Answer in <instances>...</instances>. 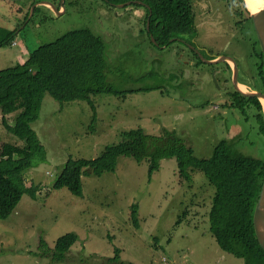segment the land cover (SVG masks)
Masks as SVG:
<instances>
[{"label":"rangeland","instance_id":"obj_1","mask_svg":"<svg viewBox=\"0 0 264 264\" xmlns=\"http://www.w3.org/2000/svg\"><path fill=\"white\" fill-rule=\"evenodd\" d=\"M198 10L199 29H213L205 22L204 7L198 5ZM146 16L145 8H120L103 0H0L3 36L16 31L13 40L0 48V69L25 62L31 51L70 30L89 28L106 42V74L115 87L159 86L128 95L92 96L96 114L87 101L66 102L62 107L46 95L32 126L46 148L47 160L25 174L27 186H38V196L25 194L11 216L0 220V264H119L107 261L116 248L121 249L123 264H246L244 258L223 250L211 233L215 185L199 169L190 170L192 180L181 178L176 158L162 160L150 175L148 159L138 162L121 156L115 171L83 175L82 196L54 187L69 158H97L108 145L119 143L123 132L139 127L157 136L176 131L199 158H210L215 146L227 139L240 153L264 159L257 109L249 105L244 115L227 93L235 89L230 83L232 70L224 63L198 62L175 40L170 48L152 45ZM223 36L228 42V34ZM225 41L217 43L210 36L202 43L213 56L236 51L237 59V49L241 50L239 79L244 91L263 90L250 63V43L243 38L240 44L234 40L228 46ZM188 57L191 63L185 62ZM214 69L220 70L216 76L220 89ZM17 115H7L11 125ZM2 118L0 111V139L24 146L5 129ZM134 204L139 205V227L132 219ZM70 232L79 239L67 259L55 263L42 241L54 249L57 240Z\"/></svg>","mask_w":264,"mask_h":264},{"label":"trees","instance_id":"obj_2","mask_svg":"<svg viewBox=\"0 0 264 264\" xmlns=\"http://www.w3.org/2000/svg\"><path fill=\"white\" fill-rule=\"evenodd\" d=\"M103 1L116 5L132 0ZM142 1L146 4L147 20L150 19V30H147V21L145 25L152 45L163 48L171 46L174 38L195 35V16L190 0ZM15 33L12 31L3 36L0 30V48L13 40ZM106 50L107 45L102 36L89 28L73 29L31 51L25 62L0 69L3 125L25 142L24 146H20L0 139V220L11 216L25 194L37 199L38 186H27L25 174L47 160L46 148L32 126L40 117L47 94L62 107L66 102L87 101L96 114L92 96L103 93L128 95L159 88L152 86L121 90L115 87L108 81L106 74ZM233 104L244 115L247 106L254 105L264 132V109L257 97H245L237 91ZM14 112H18V115L15 124L11 125L7 115ZM122 137L119 143L108 145L97 158H69L54 187L67 188L74 195L82 196L83 175L101 176L105 172L115 171L121 156L132 157L138 162L148 159L150 175L160 168L162 160L176 158L181 178L192 180L190 170L199 169L215 185L216 194L209 220L211 233L221 248L244 258L246 264H264V250L257 239L253 223L255 207L264 184V159L240 153L227 139L215 146L210 158H199L194 148L176 131L166 130L157 136L139 127L123 132ZM138 211L139 205L134 204L132 219L137 227ZM78 239L77 233L70 232L57 240L54 249L44 240L42 246L51 252L55 263L64 262ZM107 261L123 264L121 249L116 248L115 256Z\"/></svg>","mask_w":264,"mask_h":264},{"label":"flooded vegetation","instance_id":"obj_3","mask_svg":"<svg viewBox=\"0 0 264 264\" xmlns=\"http://www.w3.org/2000/svg\"><path fill=\"white\" fill-rule=\"evenodd\" d=\"M131 2L132 3L130 5H134V6L141 5V6H136L139 8H145L144 5H146L142 0H138V1L132 0ZM190 4H191V7L193 9L194 16H195V26H196L195 35H193V34L192 35H183V36H179L177 38H174L171 41L173 42L175 40L176 42H178L186 51H188L187 55L191 54L192 56L197 57L198 62H200L199 61V59H200L204 63L210 64V65L218 66L221 63L226 64L227 68L232 70V75L230 78V83L232 85V84H234V73L235 72H234V66L231 67L229 65L231 62L224 61V62H221L218 64L208 63L201 58L200 54H203L204 57L207 59H210V57H214V59H216L220 56L232 57L236 61V64H237L238 69H239L238 78H242L240 75L242 72L240 69L241 64L239 63V60H238V57L241 56V55H239V54H241V50L237 49V53H238L237 59L235 57L236 51H234V54L229 52L228 55H225V53H227V52H225L224 54L221 53L222 55L213 56L215 54L206 48L204 43H202V40L203 39H209V37L212 36L214 38L215 42H217V43L223 42L224 43L225 39H224L223 33H226V34H228V42L227 41H225V42H227L228 46H229V44L231 42L234 43V40H236V43L240 44L241 39H243V38L246 39V41H248V43H250L249 44V47H250V51H249L250 63L257 70V77L260 78V81L263 85V90L258 88L259 90H257V91L264 93V51L262 49L261 42L259 40L257 31H256L255 26H254V20H252L253 18H251V14L246 7L245 1L244 0H235V2H234V0H230V1L229 0H190ZM198 5H202L204 7L203 14H205V17H204V18H206L205 22L209 23L213 27V29H208L206 27L204 29H201L202 31H204L203 34H202V32L198 26V21L200 19ZM140 12L141 11L138 9L136 14H138V16H140ZM149 20L150 19L147 20V16H146L147 30H150V29H148V21ZM211 31H214L215 33L209 35V33ZM248 38H252V40L249 41ZM227 43H225V44L227 45ZM226 45L222 47V48H224V50H226ZM171 46H172V44H171ZM171 46H164L163 49L170 48ZM236 47L240 48L237 45H236ZM179 55H181V56L184 55V52L180 53ZM214 59H210V60H214ZM185 62L191 63V58L188 57L187 60L185 59ZM227 64L230 66V68L228 67ZM221 68L222 67H219V69H221ZM219 69H214L212 71V75L216 81V84L218 85V89L221 88L220 83L216 79L218 71L220 72ZM242 76H243V74H242ZM240 81H241V79H239V82ZM240 83L242 84V81ZM234 90H233V92H230V90L227 92L228 94H230L232 96L233 99H235V92H237L236 89H234Z\"/></svg>","mask_w":264,"mask_h":264},{"label":"water","instance_id":"obj_4","mask_svg":"<svg viewBox=\"0 0 264 264\" xmlns=\"http://www.w3.org/2000/svg\"><path fill=\"white\" fill-rule=\"evenodd\" d=\"M131 3H132L131 1H128L126 3L116 4V5L119 6L120 8H123V7L130 5ZM249 4H251L254 9H252V7H250ZM45 5L53 7V9L58 14L61 13V11L58 10L56 7H54L52 4L45 2ZM246 5H247V8L251 11L250 14L254 20V26L257 31L259 40L261 42V45L264 51V3L258 2V0H248V3H246ZM148 29H150V20L148 21ZM152 39L154 40L153 37ZM200 56L204 61L208 63H213V64H218L224 61L233 62L234 67H235L234 84H235L236 90L245 97H258L259 99L264 100V94H262L259 91H243L240 89V83L238 82L239 69L236 64V61L232 57L220 56L216 58L215 60H210V59L205 58L203 54H200ZM253 223H254L257 239L261 247L264 250V184H263L259 199L255 207V211L253 215Z\"/></svg>","mask_w":264,"mask_h":264},{"label":"bare ground","instance_id":"obj_5","mask_svg":"<svg viewBox=\"0 0 264 264\" xmlns=\"http://www.w3.org/2000/svg\"><path fill=\"white\" fill-rule=\"evenodd\" d=\"M134 1V0H133ZM138 1V0H137ZM230 1V0H229ZM245 1V0H244ZM232 2V1H231ZM245 4H246V2H245ZM250 5V7H252V5L251 4H249ZM246 7H247V5H246ZM248 9V8H247ZM252 9H254L253 7H252ZM248 11L251 13V11L248 9ZM252 18V17H251ZM253 20V19H252ZM259 37V36H258ZM258 39V38H257ZM258 46V45H257ZM263 49V48H262ZM108 53V52H107ZM215 60V59H214ZM229 62V61H228ZM231 62V61H230ZM231 63H233V62H231ZM234 65V64H233ZM234 69H235V67H234ZM238 82H239V78H238ZM240 83V82H239ZM243 84H241L240 83V89L241 90H243L244 91V88H243ZM236 89V88H235ZM252 91H257V90H252ZM260 92V91H259ZM241 94V93H240ZM262 94H264V93H262ZM258 98V97H257ZM259 99V98H258ZM260 100V102L262 103V105L264 104V100H262V99H259ZM263 109H264V107H263ZM211 183V182H210ZM261 192V191H260Z\"/></svg>","mask_w":264,"mask_h":264},{"label":"clouds","instance_id":"obj_6","mask_svg":"<svg viewBox=\"0 0 264 264\" xmlns=\"http://www.w3.org/2000/svg\"><path fill=\"white\" fill-rule=\"evenodd\" d=\"M234 2H235V0H234ZM245 2L248 3V0H245ZM258 2L264 3V0H258ZM14 44H15V42H14Z\"/></svg>","mask_w":264,"mask_h":264}]
</instances>
